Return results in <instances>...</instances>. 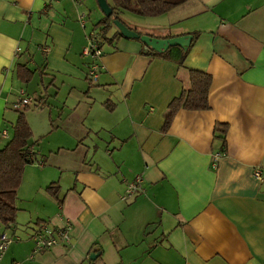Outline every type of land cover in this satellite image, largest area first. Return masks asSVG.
<instances>
[{"label":"crops","instance_id":"crops-1","mask_svg":"<svg viewBox=\"0 0 264 264\" xmlns=\"http://www.w3.org/2000/svg\"><path fill=\"white\" fill-rule=\"evenodd\" d=\"M104 17L98 0H0V149L14 111L51 113L50 132L30 140L41 161L25 167L16 221L0 223L21 237L3 263L264 264V0H185L144 16L150 27L126 21L158 38L192 34L184 68L115 25L98 34L100 58L84 55ZM189 69L212 76L211 108L181 109L164 130ZM22 92L34 107L15 108ZM217 124L228 125L226 142ZM138 175L142 190L125 199ZM44 221H70L71 244L34 253Z\"/></svg>","mask_w":264,"mask_h":264},{"label":"trees","instance_id":"trees-1","mask_svg":"<svg viewBox=\"0 0 264 264\" xmlns=\"http://www.w3.org/2000/svg\"><path fill=\"white\" fill-rule=\"evenodd\" d=\"M183 1L185 0H111L113 14L111 16L105 15L98 25L102 26L101 32L105 37L110 27L114 25L115 19H120L129 26L120 16L123 10L142 16L156 17L169 12ZM129 27L132 28L131 26ZM115 36L123 37L119 30ZM190 47L185 51L179 46H173L164 53H158L145 45V53L152 57L173 61L179 67L184 68V62ZM187 75L186 79L183 80L185 84L181 94L169 104L164 130L170 127L177 112L181 109L200 111L211 108L209 91L212 84V76L205 71L196 69H189ZM32 76L33 71L28 66H18V77L23 82H29ZM227 131L228 125L217 124L215 132L224 142H226ZM32 136L33 131L25 111H19L18 119L13 129V136L0 149V223L6 227L13 224L17 218L18 207L16 202L25 167L37 160L35 150L30 144ZM47 191L55 198H58L59 186L55 182L47 188Z\"/></svg>","mask_w":264,"mask_h":264},{"label":"built area","instance_id":"built-area-1","mask_svg":"<svg viewBox=\"0 0 264 264\" xmlns=\"http://www.w3.org/2000/svg\"><path fill=\"white\" fill-rule=\"evenodd\" d=\"M83 25L85 21L82 19ZM87 45L83 51V54L92 58H100L103 55V50L100 45L99 35L95 31H91L88 34ZM20 50V48H18ZM46 50H49L48 48ZM101 64L94 62L89 69V77L92 80H96L99 76V70ZM31 99L28 98L24 92L21 93V98L15 103L16 109H22L30 104ZM4 136H8L7 131L3 132ZM221 154L215 155L213 166L216 167ZM257 177H261V171L255 172ZM143 177L138 175L135 181L131 182L125 192L124 198L134 197L137 191L142 190ZM73 225L70 221H66L62 226H55L48 221L40 222L36 225L32 231V239L35 243L34 253L51 249L58 245L68 246L72 241ZM21 240L20 236H11L6 229H3L0 224V264H4V257L10 244L14 241ZM12 264H21L20 262H13Z\"/></svg>","mask_w":264,"mask_h":264},{"label":"water","instance_id":"water-1","mask_svg":"<svg viewBox=\"0 0 264 264\" xmlns=\"http://www.w3.org/2000/svg\"><path fill=\"white\" fill-rule=\"evenodd\" d=\"M99 5L106 16H111L113 14V9L109 4L108 0H98ZM114 25L121 32L123 37L129 39H138L146 46L152 48L158 53H164L168 51L173 46H179L183 50L187 51L193 41L194 36L192 34H185L180 36H175L171 38H158L148 34H142L129 26H127L120 19L114 20ZM95 253H91V258H94Z\"/></svg>","mask_w":264,"mask_h":264},{"label":"rangeland","instance_id":"rangeland-1","mask_svg":"<svg viewBox=\"0 0 264 264\" xmlns=\"http://www.w3.org/2000/svg\"><path fill=\"white\" fill-rule=\"evenodd\" d=\"M85 1V4H87L88 5V0L86 1V0H84ZM99 6H98V4L96 5V7H95V11L98 13L99 12ZM120 16L122 17V19L126 22V21H128V22H130V23H136V24H141V25H143V26H145V27H147V26H151L150 24H148V21H146V17H144V16H141V15H137V14H135V13H133V12H130V11H126L124 14L123 13H121L120 14ZM127 23V22H126ZM128 24V23H127ZM131 25V24H130ZM155 26H157V24H155ZM95 32L97 33V34H99L100 32H101V29L99 28V27H96L95 26ZM139 30L140 31H143V28L142 27H140L139 28ZM145 31V30H144ZM101 34V33H100ZM35 103H36V101H32L31 102V107H34V105H35ZM46 109V108H45ZM44 109V111L43 112H40V111H36V110H33V109H30V110H28V112H27V117H28V120H29V122H30V124H31V122H32V125L31 126H34V127H32L33 128V131H34V135L32 136V142H35V138H36V140H37V138L38 139H40V137H42L41 135H39V133L41 134H46V133H49L50 132V127H51V123H50V109H46L45 110ZM14 114H15V118H14V120H12V123H15L16 122V120H17V117H18V114H19V112L18 111H14ZM31 117V118H30ZM55 117H57V113L55 112L54 113V118ZM9 123V127H11V130H9V131H11L10 133L12 134V132H13V125H12V123H10V122H8ZM38 136V137H37ZM51 138V137H50ZM44 140V138L42 139V141ZM51 141V140H50ZM46 146L45 148H47L48 147V145H49V141H47L45 144H42L41 146H40V148L42 149L43 148V146ZM41 161V159H40V157H39V159L37 160V162H34V163H32V164H29V165H27V166H39V162Z\"/></svg>","mask_w":264,"mask_h":264}]
</instances>
